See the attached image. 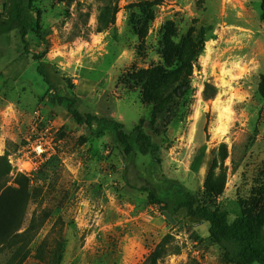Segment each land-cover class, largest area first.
<instances>
[{
    "label": "rangeland",
    "instance_id": "obj_1",
    "mask_svg": "<svg viewBox=\"0 0 264 264\" xmlns=\"http://www.w3.org/2000/svg\"><path fill=\"white\" fill-rule=\"evenodd\" d=\"M153 1L119 0L115 24L94 34L86 31L95 28L98 0H31L30 54H23L18 30L8 29L15 0H0V156L7 154L12 178L31 181L24 227L48 215L33 244L44 242L43 259L24 264H57L58 256V264H143L166 236L157 264H227L207 223L172 220L139 190L144 182L172 202L178 188L213 201L230 222L249 207L264 212L261 0ZM180 55L188 65L176 63ZM178 68L176 114L156 129L154 156H126L110 128L77 125L65 102H48L42 77L61 80L59 95L76 98L81 114L129 131L150 117L145 98L156 73L174 89ZM206 84L216 91L209 100ZM202 148L205 164L193 173ZM209 170L226 177L218 197L205 190Z\"/></svg>",
    "mask_w": 264,
    "mask_h": 264
},
{
    "label": "trees",
    "instance_id": "obj_2",
    "mask_svg": "<svg viewBox=\"0 0 264 264\" xmlns=\"http://www.w3.org/2000/svg\"><path fill=\"white\" fill-rule=\"evenodd\" d=\"M161 0L150 2V6H155ZM98 14L96 15L95 28L87 30L94 34H99L113 26L116 21V14L119 11V0H98ZM261 21L264 23V0H261ZM31 0H15L13 15L8 27L9 31L18 30L19 37L23 43V54H30L27 46V36L31 30ZM89 14H86V22ZM79 36V32L73 35ZM203 44V43H202ZM182 55V53H181ZM178 56L176 63L180 66L188 65L185 56ZM33 60L39 58L33 55ZM44 65L39 64L37 71L40 73ZM153 73V72H152ZM179 75L172 82L174 89L169 84L168 76L158 75V82L147 92L145 103L150 108V117L140 119L139 122L129 131L124 125L115 120H109L81 114L77 109L76 98H65L58 93L61 80H56L52 84L48 76L42 74L44 82L48 86V102L52 105L66 104V111L74 122L83 127L91 128L95 123L110 128L116 141L123 147L124 154L130 156L135 152L142 156L156 155L160 149V143L155 139L159 138L156 129L165 127L173 119L176 111H173L176 101L179 99V91L182 88L180 75L181 68L175 70ZM172 75V74H171ZM174 76V75H172ZM260 93L264 98V78L260 83ZM216 94L215 89L206 84L203 90V99H212ZM159 123L158 126L156 124ZM205 151L202 148L193 158L190 170L198 173L205 164ZM12 166L8 161L7 154L0 156V264H24L30 257L34 256L39 260L43 259L44 242H40L35 249L33 244L39 231L48 218L45 214L43 218H31L28 225L24 227L26 212L31 198V181L23 174L17 173L12 178ZM226 177L223 173H215L209 170L205 181L206 192L218 197L225 187ZM139 190L147 193L152 205H163V210L167 212L174 221L181 222L186 219H196L208 224V235L211 242L219 246L222 250L223 259L227 264H264V212H253L249 207L237 215L231 222L228 220L227 212L219 209L216 203L210 201L202 203L199 198L188 191L180 188L177 193L180 198L172 202L169 197L158 192L151 184L144 182ZM258 198L264 199V190L258 194ZM170 236H166L155 250L146 258L143 264H157V261L168 250L167 245ZM173 253H178L175 246ZM34 250V251H33ZM51 249L47 252L50 254ZM60 262V256L57 258Z\"/></svg>",
    "mask_w": 264,
    "mask_h": 264
}]
</instances>
